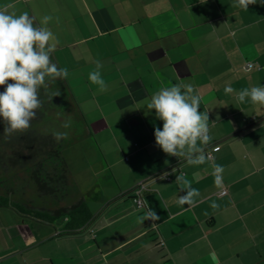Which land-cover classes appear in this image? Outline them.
I'll return each mask as SVG.
<instances>
[{
  "label": "crops",
  "instance_id": "0c3cea01",
  "mask_svg": "<svg viewBox=\"0 0 264 264\" xmlns=\"http://www.w3.org/2000/svg\"><path fill=\"white\" fill-rule=\"evenodd\" d=\"M6 7L37 25L52 17L51 55L68 70L64 80L89 134L64 156L79 190L94 192L93 220L75 232L65 230L67 219L0 207V264H264V116L236 100L242 89L264 85V4L0 0ZM98 63L103 92L88 79ZM175 84H191L209 116L205 163L190 165L155 144L162 122L147 103ZM76 155L87 159L81 168ZM214 165L223 168L220 188ZM140 184L142 208L134 203ZM188 185L200 195L180 205ZM149 209L159 219H144Z\"/></svg>",
  "mask_w": 264,
  "mask_h": 264
},
{
  "label": "clouds",
  "instance_id": "9594fccd",
  "mask_svg": "<svg viewBox=\"0 0 264 264\" xmlns=\"http://www.w3.org/2000/svg\"><path fill=\"white\" fill-rule=\"evenodd\" d=\"M204 2V0H201ZM264 4V0H233L234 7L245 10L249 5ZM8 7H11L10 5ZM52 17L45 15L40 24L34 23V17L27 12L17 15L8 8L0 9V122L3 133L11 136L14 133L26 132L31 121L36 118L37 110L43 105L39 93L41 87L47 88V80L66 79L69 75L66 68H58L52 62L51 54L56 50L57 41L54 33L47 27ZM97 70L88 74L92 84L98 85L99 91L107 89L101 72ZM234 89L230 84L224 87L225 94ZM57 91L54 96H59ZM200 96L194 94L191 84H175L162 87L155 92L147 108L154 110L155 118L162 122V127H155L156 146L168 156L185 160L190 165H199L207 161L206 146L209 135V116L199 111ZM238 103L249 101L258 106V116H264V85L244 88L236 96ZM66 123L64 127H68ZM66 133H53L56 140ZM199 142V144H198ZM223 168L214 165L215 185L220 188ZM165 172L161 178L166 179ZM177 184H188L183 176H177ZM179 195L180 205L192 206L194 197L200 195L197 189L188 185L182 188ZM213 209L218 205L213 203ZM144 219H159L156 212L149 209Z\"/></svg>",
  "mask_w": 264,
  "mask_h": 264
},
{
  "label": "trees",
  "instance_id": "16d2710c",
  "mask_svg": "<svg viewBox=\"0 0 264 264\" xmlns=\"http://www.w3.org/2000/svg\"><path fill=\"white\" fill-rule=\"evenodd\" d=\"M46 83L39 93L43 105L26 132L6 136L0 122V207L12 205L52 221L67 219L66 231H80L93 220L87 204L93 192L86 196L79 190L64 152L89 134L66 81L46 78ZM57 91L60 95L54 96ZM56 132L67 135L56 140Z\"/></svg>",
  "mask_w": 264,
  "mask_h": 264
},
{
  "label": "rangeland",
  "instance_id": "374dc122",
  "mask_svg": "<svg viewBox=\"0 0 264 264\" xmlns=\"http://www.w3.org/2000/svg\"><path fill=\"white\" fill-rule=\"evenodd\" d=\"M86 140H88V138H86ZM85 140V141H86ZM84 141V142H85ZM81 146H78L77 148H80ZM81 149V148H80ZM74 151L72 150V153H73ZM69 159H71V158H69ZM74 159H76L77 160V162L78 163H80V168L81 167H83V165H82V161H84V160H87L86 158H83V157H80V156H77L76 155V157H74ZM82 159V160H81ZM98 165H95V166H93V167H97ZM77 168H79V166H77ZM80 170V169H79ZM82 176V175H81ZM82 179H84V180H82V181H85V178L84 177H82ZM83 183H85V182H83ZM104 185V180L103 179H100V181H98L97 182V188L98 187H101V186H103ZM91 192H94L93 190H91Z\"/></svg>",
  "mask_w": 264,
  "mask_h": 264
},
{
  "label": "built area",
  "instance_id": "2783aa9c",
  "mask_svg": "<svg viewBox=\"0 0 264 264\" xmlns=\"http://www.w3.org/2000/svg\"><path fill=\"white\" fill-rule=\"evenodd\" d=\"M248 66H250V64H248ZM208 157H211V155L209 154ZM142 188H143V186L140 184L138 186L137 195L134 197V203L136 204V206L138 208H142V206H143V202H142L141 197H140L141 195L139 193ZM225 193H226L225 191L221 192V194H225Z\"/></svg>",
  "mask_w": 264,
  "mask_h": 264
},
{
  "label": "bare ground",
  "instance_id": "6f19581e",
  "mask_svg": "<svg viewBox=\"0 0 264 264\" xmlns=\"http://www.w3.org/2000/svg\"><path fill=\"white\" fill-rule=\"evenodd\" d=\"M144 189V188H143Z\"/></svg>",
  "mask_w": 264,
  "mask_h": 264
}]
</instances>
